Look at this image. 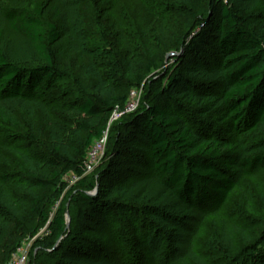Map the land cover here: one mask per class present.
<instances>
[{"label": "trees", "instance_id": "1", "mask_svg": "<svg viewBox=\"0 0 264 264\" xmlns=\"http://www.w3.org/2000/svg\"><path fill=\"white\" fill-rule=\"evenodd\" d=\"M172 1L188 18L171 48L182 52L180 57L188 58L189 62L184 67L180 64L183 69L173 75L158 73L148 79L149 82L157 80L162 100L151 105L141 102L135 111L127 112L125 136L119 126H115L116 134L112 139L115 150L109 168L112 174L119 172L120 158L124 157L127 164H131L125 174L132 173L135 178L125 181L124 175L114 180L111 177L113 181L100 193L99 203L95 201L89 207V215L103 223L112 218L115 208L126 211L122 202L115 204L117 200L128 199L133 192L153 186L185 210L199 213L201 219L216 215L241 189L243 180L264 169V138L258 143L254 141L255 153L248 152L244 139L264 125V17L260 19L256 15L257 10L264 9V0ZM48 3H52L53 17L60 21V26L45 19ZM160 6L155 7L156 11ZM161 15L162 12L153 15L155 23H149V29L142 31L153 41ZM258 18L260 20L254 22ZM8 27L31 42L45 65L24 67L8 58L3 45ZM62 31L72 38L77 51L69 11L56 0H32L27 7L0 0V130L21 131L23 123L17 117L19 112L33 129L39 111L49 124L52 151V157L47 160L21 153L26 182L20 188L27 196L26 207H20L6 185L7 178L0 176L1 240L2 235L10 234L9 246L0 249V264L9 262L11 252L27 235L39 234V225L30 227L23 213L49 221L51 191H64V173L75 172L78 176L85 173L90 149L95 140L106 134L113 110L118 105L125 109L129 102V97L119 94L101 70L94 64L88 65L86 75L94 81V87L91 92H85L86 98L73 110L83 118L78 126L86 135L78 146L65 141L45 101L56 84L72 78L68 70L57 64L53 49L62 38ZM103 42L111 58L112 75L130 87H142L147 75L160 66L152 52L145 60L136 62L132 57L121 56L105 35ZM110 155L108 150L106 157ZM82 183L89 190L96 185L92 181L87 185ZM261 200L264 208V194ZM142 213L143 218L154 217L169 224L157 207L146 205ZM64 214L65 209H60L50 225L55 240L39 242L38 258L42 256L45 260V248L53 247L56 240L68 233ZM131 218L137 220L135 215ZM220 228L212 244L222 260L264 264V239H250L239 246L225 221ZM137 230L145 240V232L140 227ZM69 240L67 245L75 246L71 247L70 254L66 251L65 256H60V264H123L111 262L83 245L80 247L72 237ZM184 245L185 250L174 261L212 264L195 250L193 239L189 238Z\"/></svg>", "mask_w": 264, "mask_h": 264}, {"label": "rangeland", "instance_id": "2", "mask_svg": "<svg viewBox=\"0 0 264 264\" xmlns=\"http://www.w3.org/2000/svg\"><path fill=\"white\" fill-rule=\"evenodd\" d=\"M56 1L69 11L71 34L78 50L73 48L72 38L62 31V38L53 46V49L57 64L68 70L72 78L56 84L45 101L48 103L50 116L58 125L65 141L72 146H78L86 133L78 126L83 118L73 110L77 109L86 98L85 92H91L94 87V81L86 75V67L94 64L106 76L107 81L115 85L119 94L128 96L129 102H135L138 107L141 102L149 105L159 103L162 99L157 80L153 79L149 82L148 79L158 73L173 75L189 62L188 58L180 57L182 52L171 48L176 43V38L181 35V25L187 22L188 17L184 12L177 10L176 3L172 0ZM6 2L13 6L27 7L31 5L32 0H6ZM225 2L228 3L226 0ZM157 5L161 6L156 11ZM52 6V3L46 4L45 19L54 21L60 26V21L53 17ZM158 12H162L163 15L157 21L154 29L157 37L153 41L142 31L149 29V23H155L153 15ZM256 15H259L260 19L264 17V9L257 10ZM259 18L254 22L257 23ZM104 35L113 42L121 56L132 57L136 59V62L145 60L149 52L156 56L160 66L147 75L142 87H130L112 75L111 58L104 48ZM3 39L5 53L11 61L24 67L45 65V60L43 61L36 54L31 42L20 33L8 27ZM180 59L182 60L179 63L177 60ZM180 64L183 67H180ZM166 82L167 80L164 81L165 84ZM127 106L123 109L118 105L113 110L103 140V152L99 158L94 161L90 154L101 139L95 140L90 149L84 166L85 173L80 176L75 172L64 173L62 179V182L66 184L64 191L58 189L51 191L49 221L27 212L23 213L30 227L39 225V234L33 237L27 235L21 241V245L11 252L12 257L9 262L13 258L25 257V264H32L34 260H37L36 264H60V256H65L66 251L70 254L71 247L75 246V244L67 245L72 240L69 238L72 237L76 239L80 247L83 245L88 250L93 249L98 255L107 257L111 262L179 264L174 259L185 250L184 243L191 238L194 241L195 250L212 264H239L240 261L236 260H222V255L215 251L212 244L215 235L221 230L222 221L231 228L235 243L239 246L250 239H264V208L261 200L264 194V169L254 177L243 180L241 189L232 196L229 203L218 214L203 219L199 213L185 210L154 186L135 191L128 199L117 200L115 204L122 202L126 211H118L115 208L112 212L114 215L107 223L92 218L88 213L89 207L95 201V204L99 203L97 199L100 193L106 185L111 183L110 181L114 180L113 178L117 179V176L121 175H124L125 181L135 178L132 173L125 174L127 166L131 167V164L128 165L124 157L120 158L122 167L119 172L112 174V169L109 168L115 150L112 141L116 134L115 126H119L123 136L127 134L125 133L127 122L124 120V115L130 112H126ZM17 117L23 123L21 131L0 130V176L7 178L6 185L20 207H26L27 196L20 188L26 182V175L21 168V153L32 155L37 160L51 158V135L47 119H44L39 111L34 118L33 129L29 128L22 113H17ZM30 135H33L36 140H32L33 137ZM263 138L264 125L254 135H246L244 139L248 152L255 153L257 147H254L256 146L254 141H262ZM108 150L111 155L106 157ZM92 161L94 163H91ZM89 164L92 166L91 169L88 167ZM90 181L96 185L89 190L83 186L82 182L87 185ZM86 196L91 198L84 199ZM146 205L159 208L161 213L165 214L169 224L156 220L154 217L143 218L145 217L142 213L143 207ZM62 208L65 209L68 233L56 240L53 247L45 248L47 257L42 260V256L38 258L40 252L38 244L41 240L46 242L55 240V234L51 232L50 225ZM131 215H135L137 220L131 218ZM68 216H70V223H68ZM137 227L145 232V240L140 238ZM68 234L71 236L67 237ZM9 237L10 234L2 235L1 240L0 234L1 250H3L1 247L9 246ZM35 246L38 248L35 249ZM4 251L8 253V249L4 248Z\"/></svg>", "mask_w": 264, "mask_h": 264}, {"label": "built area", "instance_id": "3", "mask_svg": "<svg viewBox=\"0 0 264 264\" xmlns=\"http://www.w3.org/2000/svg\"><path fill=\"white\" fill-rule=\"evenodd\" d=\"M228 1V0H226ZM138 105L135 102H129L127 106V111L133 112L137 109ZM106 135V134H105ZM105 135L103 138H101L100 142L97 143L96 148L91 152L90 156L92 160L96 161L97 158H99L100 154L103 152V140L105 138ZM91 163H94L93 161ZM89 169L92 168L89 164ZM8 264H25V257L22 258H13Z\"/></svg>", "mask_w": 264, "mask_h": 264}, {"label": "water", "instance_id": "4", "mask_svg": "<svg viewBox=\"0 0 264 264\" xmlns=\"http://www.w3.org/2000/svg\"><path fill=\"white\" fill-rule=\"evenodd\" d=\"M171 56V55H170ZM68 223H70V216H68Z\"/></svg>", "mask_w": 264, "mask_h": 264}]
</instances>
